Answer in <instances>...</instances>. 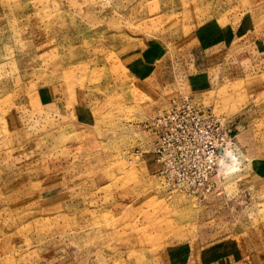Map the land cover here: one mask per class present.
Returning <instances> with one entry per match:
<instances>
[{
    "label": "rangeland",
    "instance_id": "obj_1",
    "mask_svg": "<svg viewBox=\"0 0 264 264\" xmlns=\"http://www.w3.org/2000/svg\"><path fill=\"white\" fill-rule=\"evenodd\" d=\"M176 95L231 129L208 174L154 153ZM238 259L264 264V0H0V264Z\"/></svg>",
    "mask_w": 264,
    "mask_h": 264
},
{
    "label": "built area",
    "instance_id": "obj_2",
    "mask_svg": "<svg viewBox=\"0 0 264 264\" xmlns=\"http://www.w3.org/2000/svg\"><path fill=\"white\" fill-rule=\"evenodd\" d=\"M183 98L187 95L171 100V107L154 119L153 125L160 132L154 153L164 163V171L177 168L208 174L221 151L226 153L232 143L231 129L223 118Z\"/></svg>",
    "mask_w": 264,
    "mask_h": 264
},
{
    "label": "crops",
    "instance_id": "obj_3",
    "mask_svg": "<svg viewBox=\"0 0 264 264\" xmlns=\"http://www.w3.org/2000/svg\"><path fill=\"white\" fill-rule=\"evenodd\" d=\"M246 37L251 39L252 36H248V35H246ZM247 38H245V37L243 38V36H242V37H239V36L237 35V31H236V34H234V32H233V34L231 33V34L229 35L228 42H227L226 45H227L228 47H233V48H234V47H236V43L239 42V40H240V41L243 40V41H245V43H246ZM245 43L243 42L244 45H246ZM261 43H262V42L259 41V44H260V45H261ZM246 46H247V45H246ZM229 49H230V48H229ZM261 50H262V49H261ZM260 52H261V51H260ZM161 76H162V79L165 78V76H164L163 74H162ZM178 97H180V95H176V96L172 97L170 100H173L174 98H178ZM237 261H238V263H240V264H246L245 262L242 261V259H241V260L238 259ZM237 261H236V262H237Z\"/></svg>",
    "mask_w": 264,
    "mask_h": 264
}]
</instances>
